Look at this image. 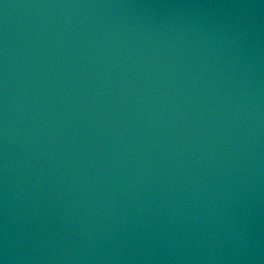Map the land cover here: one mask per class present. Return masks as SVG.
I'll return each mask as SVG.
<instances>
[{
    "label": "water",
    "instance_id": "1",
    "mask_svg": "<svg viewBox=\"0 0 264 264\" xmlns=\"http://www.w3.org/2000/svg\"><path fill=\"white\" fill-rule=\"evenodd\" d=\"M0 264H264V0H0Z\"/></svg>",
    "mask_w": 264,
    "mask_h": 264
}]
</instances>
